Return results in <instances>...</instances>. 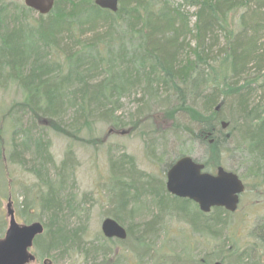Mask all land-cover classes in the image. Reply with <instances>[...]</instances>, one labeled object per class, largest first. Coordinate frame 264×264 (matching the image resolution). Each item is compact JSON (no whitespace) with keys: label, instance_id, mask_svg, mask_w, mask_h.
I'll list each match as a JSON object with an SVG mask.
<instances>
[{"label":"trees","instance_id":"1","mask_svg":"<svg viewBox=\"0 0 264 264\" xmlns=\"http://www.w3.org/2000/svg\"><path fill=\"white\" fill-rule=\"evenodd\" d=\"M172 1H179V6L174 7ZM5 6L0 4V77L17 86L23 96L21 108L34 120L73 137L91 128L88 121L93 114L101 124L116 129L125 126L115 116L124 93L142 86L151 99L162 89L175 97L171 113L184 112L199 125L193 139L205 145L216 161L214 167L220 166L222 154L241 160L246 181L264 192V108L250 106L252 92L264 93V0H119L114 14L99 10L93 0H54L50 13L38 16L32 24L27 22L31 11L21 6L14 8V16L7 21L10 11ZM181 6L197 9L193 28L196 46L185 56H181L184 39L179 40L191 32ZM235 16L238 20L232 26ZM100 26L103 35L80 41L87 29L92 33ZM216 31L223 33L225 45L209 63L205 41H212ZM64 39L78 45L69 48ZM118 57L121 59L115 61ZM199 91L207 93L202 96ZM64 106L72 110L73 118L63 128L55 119ZM35 141L36 146H11L7 157L9 164H21V159L29 156L36 168L28 170L40 182L38 188L44 187V192L33 194L31 202L23 200L18 213L26 214V223L33 214L29 210L44 212L47 218L54 216V222H46L48 241L43 242L41 254H64L79 247L81 228L69 229L61 202L53 200L57 193L47 185L46 177L40 176L49 156L47 143ZM231 172L237 174L235 169ZM143 190L142 195L166 198L162 187L158 192L152 187ZM45 192L48 196L38 199ZM66 207L72 210L69 204ZM213 212L204 220L210 227L219 224V214H226L217 209ZM110 216L121 223L118 216ZM261 226L264 233V218ZM40 241V237L35 241L38 251ZM109 242L101 237L95 247L86 244L90 248L84 261L95 254L106 256ZM261 242L264 249V237Z\"/></svg>","mask_w":264,"mask_h":264},{"label":"rangeland","instance_id":"2","mask_svg":"<svg viewBox=\"0 0 264 264\" xmlns=\"http://www.w3.org/2000/svg\"><path fill=\"white\" fill-rule=\"evenodd\" d=\"M178 2L171 3L177 7ZM1 3L10 11L7 21L14 16V8L24 7L22 0H0ZM180 11L187 16L191 32L185 33V38L179 40L183 42L184 39L181 56H185L192 53L196 46L193 28L197 9L181 6ZM27 17V22L31 24L39 20L34 12H28ZM236 20L235 16L232 26H235ZM80 30L85 31L84 28ZM87 32L88 29L80 41H87L94 34L103 35L104 27ZM64 42L69 48L78 45L65 39ZM205 45L209 51L206 59L211 63L223 50V33L216 31L214 39L211 41L208 38ZM115 58V61L121 59ZM134 88L131 93H124L118 101L115 116L125 124L124 127L113 129L101 124L93 114L88 121L91 128L73 137L57 133L49 127L50 124L34 120L24 112L20 90L0 77V239L7 227L6 206L9 200L18 224L39 222L44 227L39 251L35 243L30 250L36 258L35 264H42L44 259H49L50 264H247L251 260V264H264L261 242L264 237L261 231L264 192L261 188L255 189L249 180L246 181L241 169L245 167L243 161H236L226 154H222L218 160L224 170L237 171L245 192L237 210L233 214H219V224L211 227L204 220L212 216L213 210L204 216L193 203L172 200L166 192V198L142 195L144 188L152 187L155 192L160 187L164 188L166 166L177 157L189 156L205 164L210 172H214L211 168L216 161L210 157L205 145L193 139L200 129L199 125L191 122L184 112L171 113L169 110L175 105L174 96L159 89L157 97L150 99L142 86ZM251 88L256 89L254 85ZM199 93L203 96L207 91ZM64 94H67V89ZM67 99L65 97L63 100ZM250 103V106L260 105L264 108V93L257 90L252 92ZM72 118V110L64 106L55 120L64 128L72 122ZM23 130L25 132L21 133ZM35 139L47 143L49 156L44 166L46 174L41 170L43 174L41 172L40 176L46 177L47 185L53 193H57L58 198L53 200L55 203L61 202L69 229L81 228L79 247H73L64 254L58 251L41 254L43 242L48 241L45 236L46 222H54V216L47 218L44 212L29 210L28 213L33 214L26 223V214L18 213L19 204L25 199L26 203L31 202L33 194L44 192V187L38 188L40 182L28 170L36 168L29 156L23 157L21 164H9L7 157L11 146H36ZM48 194L42 193L38 199H45ZM67 204L73 207L72 210L67 209ZM111 214L122 220L120 226L126 230L127 239L123 243L111 240L106 244V256L95 254L88 258V262L84 261V253L90 248L86 244L94 243L93 246H97L102 237L100 225L105 218H112ZM230 246L234 248L233 253L229 251Z\"/></svg>","mask_w":264,"mask_h":264},{"label":"water","instance_id":"3","mask_svg":"<svg viewBox=\"0 0 264 264\" xmlns=\"http://www.w3.org/2000/svg\"><path fill=\"white\" fill-rule=\"evenodd\" d=\"M22 1L26 9L39 16L48 15L54 4V0ZM118 4L119 0H93L96 8L112 14L117 12ZM219 107L216 106V112ZM222 128L225 129L226 125L222 124ZM202 168L189 157L180 158L166 174V191L175 198L194 202L203 214L209 213L211 208H223L227 213H234L239 196L244 191L241 181L236 175L222 168H218L215 175L201 173ZM6 217L8 227L4 238L0 240V264H27L33 260L28 249L33 239L42 234L43 225L39 222L27 226L18 225L9 201ZM100 230L105 239H126L125 229L111 218L102 221Z\"/></svg>","mask_w":264,"mask_h":264},{"label":"flooded vegetation","instance_id":"4","mask_svg":"<svg viewBox=\"0 0 264 264\" xmlns=\"http://www.w3.org/2000/svg\"><path fill=\"white\" fill-rule=\"evenodd\" d=\"M197 164H199V165H201L203 168H202V171H201V173H210V171H208L206 168H205V166L202 164V163H198V162H196ZM174 164V163H173ZM172 162L168 165V166H166V171H165V182H166V174H167V172L169 171V169L172 167ZM163 192L165 193H167L168 194V192L166 191V188H165V183H164V188H163ZM168 195H170V194H168ZM171 196V195H170ZM173 199H177V198H175V197H173V196H171ZM178 200H181V201H188V200H186V199H178ZM36 263V258H34V260L32 261V262H30V263H28V264H35ZM51 262L48 260V259H44L43 261H42V264H50Z\"/></svg>","mask_w":264,"mask_h":264}]
</instances>
